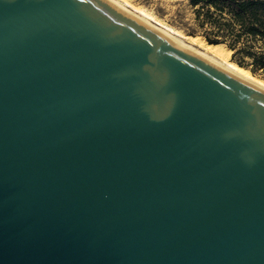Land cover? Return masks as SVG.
Returning <instances> with one entry per match:
<instances>
[{
	"label": "water",
	"instance_id": "obj_1",
	"mask_svg": "<svg viewBox=\"0 0 264 264\" xmlns=\"http://www.w3.org/2000/svg\"><path fill=\"white\" fill-rule=\"evenodd\" d=\"M0 264H264V90L105 0H0Z\"/></svg>",
	"mask_w": 264,
	"mask_h": 264
},
{
	"label": "trees",
	"instance_id": "obj_2",
	"mask_svg": "<svg viewBox=\"0 0 264 264\" xmlns=\"http://www.w3.org/2000/svg\"><path fill=\"white\" fill-rule=\"evenodd\" d=\"M208 43H225L239 66L264 71V0H187ZM194 32V31H192Z\"/></svg>",
	"mask_w": 264,
	"mask_h": 264
},
{
	"label": "bare ground",
	"instance_id": "obj_3",
	"mask_svg": "<svg viewBox=\"0 0 264 264\" xmlns=\"http://www.w3.org/2000/svg\"><path fill=\"white\" fill-rule=\"evenodd\" d=\"M106 2L115 3V8L131 14L133 19L139 23L149 27L154 32L169 37V40L176 45L186 46V51L195 53L199 56L206 57V63L248 83H251L262 90H264V81L253 77L247 70L229 62V49L223 43L211 44L205 41L203 37H194L191 39H184L174 32L170 27L166 29L156 25L151 21V16L141 9L131 8L126 1L120 0H105ZM157 23V22H156ZM158 24V23H157Z\"/></svg>",
	"mask_w": 264,
	"mask_h": 264
},
{
	"label": "rangeland",
	"instance_id": "obj_4",
	"mask_svg": "<svg viewBox=\"0 0 264 264\" xmlns=\"http://www.w3.org/2000/svg\"><path fill=\"white\" fill-rule=\"evenodd\" d=\"M126 1L131 8H137L150 14L151 21L163 28H172L174 32L178 33L184 39H191L194 37H203L200 34V29L196 28L192 22V10L190 9L187 0H120ZM158 24H157V23ZM194 31V32H192ZM207 42V40L205 39ZM225 44V43H223ZM226 45V44H225ZM228 48V47H227ZM229 49V48H228ZM228 60L231 63L239 66L232 58V51L229 49ZM253 77L264 81V71L262 69L252 72L249 67H243Z\"/></svg>",
	"mask_w": 264,
	"mask_h": 264
}]
</instances>
